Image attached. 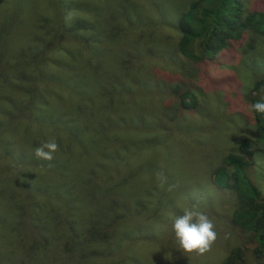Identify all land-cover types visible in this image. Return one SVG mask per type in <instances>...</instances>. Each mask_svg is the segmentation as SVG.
Returning a JSON list of instances; mask_svg holds the SVG:
<instances>
[{
  "label": "rangeland",
  "instance_id": "1",
  "mask_svg": "<svg viewBox=\"0 0 264 264\" xmlns=\"http://www.w3.org/2000/svg\"><path fill=\"white\" fill-rule=\"evenodd\" d=\"M193 1L0 0V29L10 32L11 35L7 41L12 45L10 47L5 43L1 45L0 51L5 52L2 61L10 60V62L17 63L16 67L19 69H22L21 63L24 60L22 40L26 45L27 41L33 37H24L21 34L28 30V26L31 28H34L32 26H92V28L94 26V31H97L101 37L98 43L92 46V48L99 47L97 50L73 46L74 44L70 46L72 60L70 62L65 60V72L55 74L59 78L65 74L62 77L65 78V87L61 83V85L53 86V93L45 91L44 105L37 106L43 112L36 111V115L32 111L34 103L32 97L23 100L22 104L9 105L3 102V95L12 93V81L10 76L4 80L0 79V111L2 114L8 117L9 115L5 113H9V110L6 108L20 109L23 107L22 109L27 111L26 114L31 120L33 116L36 117L37 124L42 131L39 137L42 141H36L35 135L29 139L34 138L36 144L41 145L44 141L53 139L49 131L56 133L60 131V150H64L57 155L60 157L52 161L38 160L35 156H28L23 160L13 158L18 168L19 178L13 179L15 183L8 179L0 186V209L7 201L6 193L12 190L17 191L16 198L30 197L32 199L29 209H32L31 213L38 216L36 222L50 228V221L43 218L44 210L46 211L44 202L48 199L54 201L57 198L64 205L65 241L69 240L66 230L69 227L75 229L92 214L93 218H97L103 211L99 205L108 202L114 194L113 190L119 187L117 185L119 176L112 174L110 177L107 171L108 166L103 168L101 162L107 161L113 164L125 159L127 164L131 158L125 155L132 156V158L139 156L137 164L130 163L126 169L127 172H124L127 176H132L125 197L128 199L126 206L133 212L129 219V224L133 227L130 229L131 233L128 230V235L122 236L114 243V254L119 256L117 259L122 264H133L129 262V254L134 258L135 264H219L228 251L236 246L244 248L245 264H254L257 261L253 254L252 244L248 242L244 234L236 233L231 226L230 215L233 199L227 190L216 188L209 181V171L221 163L220 157L225 149L228 148L227 151L231 147L233 149L239 140L245 137L251 145V155L247 160L246 172L255 186L264 193V153L261 152V147L254 139L250 128L255 113L248 111L251 103L242 97L243 91L250 84L253 76L242 69L241 64L244 65L246 60L240 63L245 58V53L241 52L240 47L235 54V68L226 60L218 59L216 66L209 65L205 69L211 76L210 81H202L199 77L186 80L196 69L182 76L185 80L177 85L181 87L184 83L183 86L187 85L190 90H193L190 99H185L184 106L177 103L175 94L167 90L162 93L166 99L170 98V106H174L173 109L178 113L175 122L184 124L187 121V124L181 126L182 132L187 134L185 137L176 138L167 149L164 148L166 143H162L163 147H156L161 151L155 150L153 153L155 156H151L152 153L148 152L149 146H146L150 141L143 140L147 138L146 132L138 128V132H141L136 134L134 130L133 118L141 107V102L134 101V99L139 96H149L152 93V90H145L143 87L149 84L152 70L160 72V68H153V64L165 65L162 70L168 75H179V63L182 62L183 57L180 56L181 61L179 59L176 64L170 56L167 57L168 62L158 56L149 60H139L142 59L140 55L137 60L135 57L129 58L127 52L132 44V36L134 33L137 35L136 32L140 30L145 33L152 30L157 43L164 41L166 45H174L178 35L176 26H178L181 14ZM238 2L244 13L253 6L264 12V0H238ZM119 28L123 32L117 31ZM89 29L91 30V27ZM89 29H81L80 33ZM135 29L139 30L135 31ZM113 34H116L117 39L111 41ZM246 41L247 39L242 43L246 44ZM262 41L264 42V37ZM253 49L246 55L260 53L261 56L257 57L256 65L262 66L264 43L254 44ZM225 54L231 55L228 50H225ZM226 70L234 73L233 84L230 86L228 82L223 81L224 84L218 87L219 85L213 82L223 76ZM16 79V84L22 85L18 76L14 78ZM128 80L135 84V89H133L134 84ZM42 82L39 78L30 80L31 85L35 87L41 85ZM110 82L114 89L123 92L120 96L128 95L125 100L130 103H119L117 100L115 107L108 109L105 106L108 101V95L105 93H110L112 88ZM200 87L204 91L197 89ZM199 90L202 94H199ZM111 94L113 98L117 96L114 92ZM29 111L31 116L28 115ZM61 113L69 118L68 125L63 126L58 121V115ZM141 118H145L144 114ZM17 120L19 124H22V116L11 122L5 121V124L8 123L13 131L21 136V129H15ZM193 126L196 128L193 129ZM202 127L209 129H205V132L204 129L201 130L204 134L195 132L196 129ZM192 131L195 133L194 141L190 140V136L194 137L190 135ZM114 140L119 143L112 147V151H115L119 157L103 160L102 150L105 147L103 149L102 147ZM14 144L30 146L20 138L15 140ZM66 146H70V154L68 153L67 156H65ZM31 158L33 160L30 161ZM0 159V175L6 176L11 172L12 176V166L8 164V158L4 156ZM161 159L163 163L168 164L165 167L167 169L165 173L161 167ZM6 164L10 167L8 172L4 166ZM17 171H15L16 174ZM145 174L155 177L158 183L156 205H158L157 210L160 207L161 209L157 215L153 212L136 215L137 212L144 210L145 206L142 203L144 191L150 187L147 181L140 180L141 175ZM171 185L175 187L169 190ZM93 188H109L110 196L108 197L101 191H95L92 199L84 200L85 192ZM169 198H172V203H175L182 212L195 205L213 221L217 240L211 250L203 256L183 254L175 248L171 224L176 216L171 217L169 214L167 204ZM83 205L92 206L89 210L87 209V215ZM149 226L154 229L156 238L146 237L148 236L146 230ZM137 227L140 228L137 234L139 236H134L132 233ZM131 240L133 241L130 246H126ZM78 247L75 244V248ZM165 252L169 257L172 255L171 260L164 258ZM44 253L51 256L50 250ZM51 257L58 264L64 262L63 255H52ZM83 260L78 250L65 251V264H82ZM117 262L121 264L118 260Z\"/></svg>",
  "mask_w": 264,
  "mask_h": 264
},
{
  "label": "trees",
  "instance_id": "2",
  "mask_svg": "<svg viewBox=\"0 0 264 264\" xmlns=\"http://www.w3.org/2000/svg\"><path fill=\"white\" fill-rule=\"evenodd\" d=\"M29 27L26 32L21 33L24 37L33 36L27 41L26 45L24 44V40H22L21 44L24 53V60L21 63L22 69L17 68V63L10 62V60L2 61L3 53L5 52L0 51V55L2 54L0 56V79L4 80L10 76V80L12 81V93L11 95L4 94L3 102L9 105L22 104L23 100L32 97L34 101L32 111L36 115V111L43 112L37 106L44 105V92L53 93L54 85L65 84V78H62L65 74H62L60 78L55 74L65 72V60L68 62L72 60L69 50L70 46L74 44L73 46H83L84 48L97 50L99 47L92 48V46H95L101 37L97 31H94V26L93 28L92 26ZM90 27L91 30L89 29ZM176 28H178V35L176 36L174 45H166L164 41L157 43L152 30H148L146 33L140 30L136 32L137 35L134 33L132 36V44L129 47L130 50L127 52V56L129 58L135 57V60L139 59V55L142 57L139 60H149L157 56L167 60V57L170 56L173 57L171 60L175 64L179 59L181 61L180 56L183 57L182 62L179 63V75H168L162 70V67L165 65L152 63L153 68H160V72L152 70L149 84L143 87L145 90H152V93L149 96H139L134 99V101L141 102V107L133 118L134 130L136 134H139L141 131L138 132V128H141L142 132H146L147 137L143 140L156 142H149L146 145L149 146L148 152L152 153L150 154L151 156H155L153 154L155 150L161 151L156 147H163L162 143H166L164 148L167 149L176 138L187 135L181 130V126L187 124V121L184 124L175 122L178 113L173 109L174 106H170V98L166 99L162 96V93L167 90L171 94H175L177 103L184 106L185 99H190L193 90H190V87L187 85L183 86L184 83L181 87L177 84L185 80L182 76L188 75V71L196 69L190 73L186 80L192 77H199L202 81H210L211 76H209L205 69L209 65L216 66L218 59L221 61L226 60L228 64L233 65V68H235V54L238 47H240L241 52L245 53V58L240 63L246 60L244 65L241 64L243 66L242 69L253 76L250 84L243 91L242 97L250 103L264 98V59L262 60V66H257L256 59L261 54L251 53L246 55L247 52L250 53V50L254 48V44L260 45L264 43L262 41L264 37L263 11L253 6L244 13L238 0H194L181 14ZM81 29H89L90 31L80 33ZM137 30L139 29H135V31ZM117 31L123 32L121 28ZM10 35V32L0 29V47L3 43L9 47L12 46L7 41ZM115 39H117L116 34H113L111 41ZM245 39H247L246 44H243L242 42ZM225 50H228L231 55H226ZM180 69L182 70L180 71ZM233 74L232 71L227 72L226 70V73L222 74L223 76H220L213 83L216 82V85L220 87V85L224 84L222 82L225 81L231 86L235 79ZM16 76L20 78L22 85L16 84L17 79L14 80ZM35 78L43 81L42 84L37 87L31 85L30 80ZM128 81L134 84L131 80ZM110 87H112L111 82ZM133 89H135V84ZM197 89L204 91L202 87ZM200 90L198 92L202 94ZM113 92L117 94L115 98L111 94ZM121 93L123 92L112 87L110 93H105L108 95V101L105 106L108 109L113 108L117 100L119 103L129 102L125 100V97L128 95L120 96ZM165 99L166 103L164 102ZM22 108H6V110H9V113H4L9 115L8 117L4 116L0 111V129H4L0 130V158L5 156L8 158V164L12 166V176L11 172L8 175L6 174V176L0 175V186L8 179L14 182L13 179L17 180L19 178L18 168L13 158L23 160L27 159L28 156L32 157L34 156V149L40 146L36 144L34 138L29 139L32 135H35L36 141L41 140L39 137H41L42 131L39 124H37L36 117L33 116L31 120L26 114L27 111ZM142 114L145 116L144 119L141 118ZM28 115L31 116L30 111ZM21 116L22 124H19L17 120L15 127V129H21L22 133L19 136L8 123L5 124V121L11 122V120L19 119ZM1 117L3 119L6 118L3 120ZM141 120H144V122H141ZM58 121L63 126L69 124V118L64 113L58 115ZM252 121L251 132L256 142L259 143L261 152L264 153V116L255 114ZM195 128L196 126H193V129ZM203 129L205 132V129L209 128H198L195 132L203 133L201 131ZM49 134L59 145V150L54 153V159H56V157H60L57 155L61 151L64 152V150H60V131L58 133L49 131ZM190 135H194V137L190 136V140L194 141L196 139L194 131ZM19 138L25 144L26 142L30 144V146L15 145L14 141L19 140ZM118 143L119 141L114 140L107 144L104 143L105 145L103 144L102 149L105 147V149H101L103 160L119 157L115 151H112V147ZM250 147L248 138L243 137L233 149L232 147L229 149L230 151H227L228 148L225 149V152L220 157L221 163L212 169V171H209V181L216 188H224L230 194L233 199L230 215L231 226L236 233L244 234L248 242L252 244L253 254L257 259L254 264H264V193L255 186L246 172L247 160L251 155ZM66 148L65 156L68 153L70 154V146H66ZM125 156L131 158L127 164L125 159L120 163L113 164L107 161L101 162L103 168L108 166L107 171H109L110 177L112 174L119 176L117 182L119 187L113 190L114 194L108 202L99 205V208L103 211H101L97 218H93L94 215L92 214L82 224H78L75 229L69 227L66 230L70 238L66 241L65 209L62 201L60 202L56 198L54 201L53 199H48L44 202L46 204V211L44 210L45 215H43V218H45L44 220H49L51 223V227L48 228L46 225L36 222L38 216L31 213L32 209H29L30 204H32L30 197L19 199L20 197L16 198L17 191H8L6 193L8 202L6 201L5 205L3 204L0 209V220H3V222H0V264H58L54 262L55 260L52 259V255H63L62 259L64 262L61 264H65V251L72 252L74 250H78L82 254L84 258L82 264H119L117 260L121 263L117 259L119 256L114 254V243L117 240L119 241L122 236L128 235V230L131 233L130 229L133 227V225L129 224V219L132 217L133 212L126 206L128 199L125 197L132 176H127L124 172H127L126 169L130 163L132 165L137 164L140 158L139 156H135L134 158L129 155ZM160 163L165 173L167 170L165 167L168 164L167 162L163 163L162 159ZM8 164L4 165L7 172L10 169ZM13 170L17 171V174ZM140 180L147 181L150 187L144 191L143 200L141 199L145 208L142 212H137L136 215H142L144 212H147V214L153 212L157 215L161 209L160 207L157 210L158 205H156L157 180L153 176H146V174L144 176L141 175ZM108 189L93 188L87 190L84 194V200L92 199L95 191H101L109 197ZM171 199L169 198V203H167L171 217L182 215V211L179 210L175 203H172ZM82 207L85 209L86 215L87 209L92 208V206L88 205H83ZM139 232L140 228L137 227L132 234L139 236L137 235ZM146 232L148 236L144 234L143 236L156 238L155 231L151 226H149ZM132 241L126 246L129 247ZM75 244L79 247L75 248ZM47 250L51 251L50 257L44 253ZM243 255L244 248L241 246L232 247L219 264H245ZM128 258L129 262L136 263L131 254H129Z\"/></svg>",
  "mask_w": 264,
  "mask_h": 264
},
{
  "label": "clouds",
  "instance_id": "3",
  "mask_svg": "<svg viewBox=\"0 0 264 264\" xmlns=\"http://www.w3.org/2000/svg\"><path fill=\"white\" fill-rule=\"evenodd\" d=\"M248 111L259 116H264V98L251 103ZM58 150L59 145L54 139H50L36 147L33 155L38 160L52 161L54 153ZM173 187L175 185L169 186V190ZM171 232L176 245L175 248L183 254L203 256L211 250L212 245L217 240V232L213 221L195 205L184 209L182 215L176 216L173 219ZM164 258L171 260L172 255L169 257L165 252Z\"/></svg>",
  "mask_w": 264,
  "mask_h": 264
}]
</instances>
